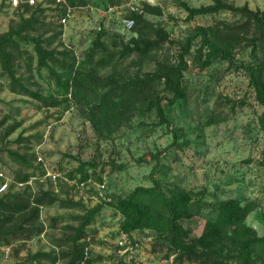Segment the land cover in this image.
Returning a JSON list of instances; mask_svg holds the SVG:
<instances>
[{"label":"rangeland","instance_id":"rangeland-1","mask_svg":"<svg viewBox=\"0 0 264 264\" xmlns=\"http://www.w3.org/2000/svg\"><path fill=\"white\" fill-rule=\"evenodd\" d=\"M144 1L147 0H134L139 10L137 13L143 14L146 20L168 35V41L155 54L173 62L178 60L181 45L195 26L212 25L218 20L233 22L238 18L229 11H221L187 19V12L177 5L176 0H149V4L160 7L161 13L147 14L143 12ZM183 1L193 7L211 3L210 0ZM127 2L121 0L112 10L97 8L93 3L76 6L65 25L60 23V15L56 14L61 8L52 0H35L32 5L42 4L46 8V22H52L62 31L58 42L72 49L81 61L100 27L107 31L104 40L110 50L116 49L111 45L115 36L125 42L136 35L124 29L121 22L122 16L129 13ZM233 3L238 6L246 3L252 10L264 9V0H235ZM17 13L15 6L0 0V33L16 20ZM198 40L195 39L192 48H196ZM20 50L26 52L14 63L17 75L22 76L32 90L43 95H56L58 87L49 77L48 68L37 66L32 45L21 44ZM234 54L239 61L253 59L250 47H236ZM135 56L123 59L116 67V74L127 79L152 69L150 61L142 66L130 65ZM186 59L187 68L183 71L186 95L173 105L162 100L166 122H162L154 110L148 111L145 104L139 103L123 124L109 131L104 129L101 134L80 115L75 104L67 109L46 108L31 97L12 92L0 61V122H3L0 128V170L11 178L18 165L9 157L6 148L24 151L27 147L29 152L39 153L48 167L65 175L79 161L90 162L88 173L95 181L98 180L94 176L102 173L110 199L127 196L136 186H150L153 179L176 184L190 191L193 201L201 207L192 218L181 220L190 236L199 235L205 220L214 218V211L207 206L209 202L230 197L253 199L258 206L245 221L258 235H264V131L258 124L262 108L241 70L228 69L223 61H215L201 69L192 62L191 55ZM95 68L100 76L111 71L110 65ZM156 94L169 97L160 85L155 86L153 95ZM15 123L19 124L16 130L1 139L4 128ZM18 139L20 141L16 142ZM152 155L157 157L151 159ZM46 183L49 184L48 180ZM57 184L63 196L74 197L71 185ZM85 204L92 206L94 201L87 199ZM77 213L79 211L74 208L43 207L41 219L44 224H48L51 217H61L56 227H48L45 233L26 241L18 255L13 248L20 243H15L14 247L10 245L9 258L2 260L0 257V264H32L24 258L38 250H49L51 237L67 235L64 226L76 224L73 216ZM121 219L119 213L104 204L87 228L94 264H112L119 257L128 261L127 256L116 250ZM148 234L147 230L132 233L138 243L134 264H180L174 257H167L165 247L153 245ZM43 262L48 264L47 260ZM182 264L195 263L185 261ZM257 264H264V261L259 260Z\"/></svg>","mask_w":264,"mask_h":264},{"label":"trees","instance_id":"trees-1","mask_svg":"<svg viewBox=\"0 0 264 264\" xmlns=\"http://www.w3.org/2000/svg\"><path fill=\"white\" fill-rule=\"evenodd\" d=\"M68 1L73 7L93 3L103 10L121 3V0ZM210 1L198 7L190 6L183 0H176V3L187 12V19L199 14L229 11L238 16L237 20H218L212 25L195 26L182 43V53L176 62L156 56L155 51L168 41V35L146 20L143 14L129 12L125 15L134 19V26L129 32L136 35L125 42L115 36L111 45L117 50H110L104 40L107 31L100 27L80 61L72 49L58 42L62 31L52 22H46V8L42 4H18L15 6L18 11L16 20L0 33V61L9 79V89L31 97L46 108L67 109L75 104L80 115L91 123L98 134L123 124L139 103L145 104L148 111L154 110L161 121L166 122L161 102L164 99L173 105L185 97L183 71L187 68L186 56L191 55L192 62L201 69L215 61H223L228 69L241 70L245 74L255 100L262 108L258 124L264 131V9L252 10L246 3L238 6L233 3L235 0ZM143 12L158 15L161 10L159 6L145 2ZM62 13L60 9L56 14ZM195 39L199 40L194 49L192 43ZM21 44L32 45L37 66L48 68L49 77L58 87L56 95H43L38 90H32L25 79L17 75L14 63L26 52L20 50ZM241 46L251 48L252 61L235 58L234 49ZM133 54L136 56L130 60V65L142 66L150 61L152 69L127 79L116 74L117 65ZM109 65L110 73L105 76L97 74L95 67ZM156 85L162 86V91L169 97L153 95ZM2 124L0 122V128ZM18 125L6 126L1 139L15 131ZM6 151L18 169L12 171V183L8 190L0 193V246H13L19 242L18 246H13L14 253L18 255L26 241L45 233L48 227L55 228L61 217H51L50 222L44 224L41 207L57 205L79 211L73 216L76 224L64 226L68 234L51 237L52 247L28 254L24 258L28 263L44 264L43 261L47 260L48 264H94L91 250L83 261L85 242L82 239L88 235L87 228L95 221L104 204L121 215L120 231L132 235L133 232L147 230L152 244L165 247L167 257L174 255L175 261L180 264L185 261L195 264H257L259 260L264 261V235H258L255 228L245 221L248 214L257 208L256 200L230 197L209 202L207 206L214 211V218L205 220L199 235L190 236L181 220L192 218L201 207L193 201L190 191L176 184L153 179L152 185L136 186L127 196L87 206L81 200L63 196L61 188L55 192L50 180L49 184L35 186L34 190L29 185L16 189V182H26L30 176L43 174V171L34 164L35 154L29 152L30 148L26 147L24 151L6 148ZM156 157L152 155L151 159ZM90 165L88 161H79L66 175L80 180L93 177L87 170ZM94 178L102 181V173L98 172ZM58 183L63 185L61 180ZM112 264H134V261L119 257Z\"/></svg>","mask_w":264,"mask_h":264},{"label":"built area","instance_id":"built-area-1","mask_svg":"<svg viewBox=\"0 0 264 264\" xmlns=\"http://www.w3.org/2000/svg\"><path fill=\"white\" fill-rule=\"evenodd\" d=\"M9 2L12 6H16L18 4H29L32 5L35 3V0H4ZM55 6H58L63 10V13L60 15V23L65 25L69 18L73 14V10L75 7L71 6L68 0H52ZM149 2V0H147ZM146 1V2H147ZM115 6L109 7V10L114 9ZM127 9L129 12H138V7L136 6L134 0H128ZM122 25L124 29L127 31L131 30L134 26V19L128 16H122L121 18ZM35 165H39L43 174L36 173L35 175L30 176V178L26 182H16L14 187L16 189L24 187L25 185H29L32 190L35 189L36 186L46 184V180H50L54 187V191L58 192V181L61 180L64 184H69L73 187L74 192V200H81L86 203L87 199H92L94 204L99 202H108L110 201V197L106 194V185L105 182L95 181L92 177H89L85 180H80L78 177L69 178L65 174H61L60 171L56 169H52L45 164L44 158L39 154H35ZM12 183L11 178H8L4 175V173L0 170V193L6 192ZM93 204V205H94ZM43 207H41V210ZM151 240V236H149ZM85 242V246L83 247V261L88 258L89 251L91 250V236L87 235L82 239ZM116 247L119 254H126L128 260L134 261V255L137 251L138 243L135 241L133 235H129L124 231H120L118 238L116 240ZM10 246H0V257L2 260H6L9 258ZM174 255H171L173 258Z\"/></svg>","mask_w":264,"mask_h":264}]
</instances>
